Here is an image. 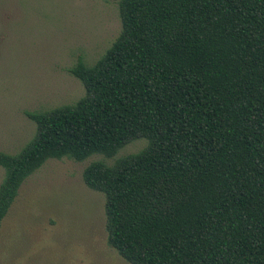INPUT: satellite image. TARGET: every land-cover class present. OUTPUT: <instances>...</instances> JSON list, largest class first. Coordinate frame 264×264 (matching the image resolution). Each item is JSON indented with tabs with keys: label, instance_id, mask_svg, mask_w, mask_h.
<instances>
[{
	"label": "trees",
	"instance_id": "trees-1",
	"mask_svg": "<svg viewBox=\"0 0 264 264\" xmlns=\"http://www.w3.org/2000/svg\"><path fill=\"white\" fill-rule=\"evenodd\" d=\"M121 29L68 68L84 94L27 111L0 150V228L47 159L90 161L107 243L130 264H264V0H118Z\"/></svg>",
	"mask_w": 264,
	"mask_h": 264
},
{
	"label": "rangeland",
	"instance_id": "rangeland-1",
	"mask_svg": "<svg viewBox=\"0 0 264 264\" xmlns=\"http://www.w3.org/2000/svg\"><path fill=\"white\" fill-rule=\"evenodd\" d=\"M121 29L118 0H0V150L17 153L33 136L25 112L74 102L84 94L68 72L93 63ZM113 157L47 159L20 185L0 228V264H130L107 243L104 196L87 187L83 168ZM4 170L0 167V181Z\"/></svg>",
	"mask_w": 264,
	"mask_h": 264
}]
</instances>
